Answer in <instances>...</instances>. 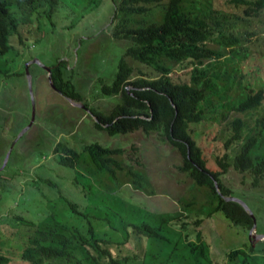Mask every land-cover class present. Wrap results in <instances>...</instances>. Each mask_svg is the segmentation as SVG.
I'll return each mask as SVG.
<instances>
[{"label": "trees", "instance_id": "trees-1", "mask_svg": "<svg viewBox=\"0 0 264 264\" xmlns=\"http://www.w3.org/2000/svg\"><path fill=\"white\" fill-rule=\"evenodd\" d=\"M61 1L0 0V70L10 61L4 56L16 51L10 37L22 45L24 30L43 35V23L54 25ZM160 2H113L111 34L130 43L112 83L101 80L102 95L120 97L108 111L84 100L71 73L61 68L67 67L64 61L51 67V81L62 96L82 102L98 120L93 125L109 136L157 132L181 154L178 169L207 189L205 211L200 217L153 212L118 196L125 183L136 190L149 185L143 170L125 167L119 159L126 156L141 165L134 145L127 149L92 141L78 151L58 142L57 162L75 169L73 182L85 203L61 194L59 213L51 210L37 222L13 209L0 215V264H219L213 253L220 236L208 240L199 228L203 220L221 214L241 234L251 230V215L239 202L225 199L234 191L221 176L232 167L249 174L253 188L264 180V65L257 82L245 78L247 53L229 15L249 21L264 11V0H166L161 18L152 19L150 6ZM69 3L81 5L83 12L98 5L97 0ZM127 58L150 66L157 76L131 79ZM212 95L225 98L223 107L236 114L219 132L215 168L208 166L192 127L203 121L201 105ZM236 242L224 253L223 264H264L263 247L247 239Z\"/></svg>", "mask_w": 264, "mask_h": 264}, {"label": "rangeland", "instance_id": "rangeland-1", "mask_svg": "<svg viewBox=\"0 0 264 264\" xmlns=\"http://www.w3.org/2000/svg\"><path fill=\"white\" fill-rule=\"evenodd\" d=\"M63 1L54 15V25L43 23V35L38 37L22 29L23 44L16 43L15 36H11L10 43L16 51L4 56L10 61L6 69L0 70V215L13 209L37 222L51 210L59 213L61 194L84 204V196L73 182L77 175L75 169L60 165L54 148L58 142H64L80 151L84 144L97 141L127 149L134 145L137 149L134 157H138L141 165L126 160V156L119 159L125 167L130 164L143 170L149 185L146 190H136L125 183L117 190L118 196L153 212L181 211L200 217L205 211L207 189L194 184L178 169L181 154L161 141L157 132L146 134L137 130L109 136L93 125L95 119L88 111L51 87L44 66L52 67L62 60L67 67L61 68L71 73L84 100L92 107L108 111L120 97L102 95L101 80L112 83L117 62L130 43L111 34L114 0H97L98 5L85 12L81 5ZM165 1L150 6L152 19L161 18ZM236 15L231 12L229 18L233 30L241 34L242 49L247 53L242 70L247 80L257 82L264 65V11L249 21ZM127 60L133 68L131 79L157 76L150 66ZM225 102L218 95L205 100L201 105L204 119L192 126L210 168L216 167L213 150L219 141V132L236 115L223 107ZM221 177L234 191V197L252 212L255 229L250 237V232L243 235L240 227H230L221 214L203 220L199 228L208 240L220 236L213 253L219 264H223L224 253L230 247L239 245L236 240H251L255 248H264V239L253 236H264V180L253 188L249 174L239 173L232 167ZM15 262L20 263L18 259Z\"/></svg>", "mask_w": 264, "mask_h": 264}, {"label": "water", "instance_id": "water-1", "mask_svg": "<svg viewBox=\"0 0 264 264\" xmlns=\"http://www.w3.org/2000/svg\"><path fill=\"white\" fill-rule=\"evenodd\" d=\"M35 61H37V60H35ZM44 69H45L46 73L48 74V79H49V81H50V85H51V87H53V88L55 89V86H54V84L52 83V81H51V76H50L51 67L44 66ZM56 91H57V90H56ZM66 98H67V97H66ZM67 99H68L72 104H74V105H76V106H79V107H82V108H85V106L83 105L82 102H80V101H75V100H73V99H71V98H67ZM85 110L89 112V110H88L87 108H85ZM89 113H90V112H89ZM33 117H34V107L32 108V118H33ZM93 118L95 119V121H98L97 118H96L95 116H93ZM216 186H217V185H216ZM225 199H226V200H234V201L239 202V203L243 206V208H244V209H245V210L251 215V217L253 218L254 223H253V226H252L251 230L249 231V232H250V233H249V237H250V235H251V231L255 229V218H254L252 212L250 211V209L246 206V204H245L242 200H240V199H238V198H236V197H234V196H228V197H225ZM254 232H255V231H254ZM253 236L256 237V238L264 239V236H261V235L254 234Z\"/></svg>", "mask_w": 264, "mask_h": 264}]
</instances>
